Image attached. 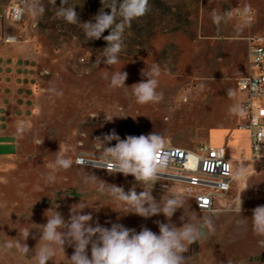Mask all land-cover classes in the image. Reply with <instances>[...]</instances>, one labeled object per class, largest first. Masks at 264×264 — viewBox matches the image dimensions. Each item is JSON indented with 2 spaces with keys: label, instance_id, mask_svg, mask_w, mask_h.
Segmentation results:
<instances>
[{
  "label": "rangeland",
  "instance_id": "374dc122",
  "mask_svg": "<svg viewBox=\"0 0 264 264\" xmlns=\"http://www.w3.org/2000/svg\"><path fill=\"white\" fill-rule=\"evenodd\" d=\"M14 1L0 0V6ZM40 2L46 9L43 17L25 9V41L0 43V129L16 142L14 156L0 157V264H36L32 256L42 235L38 229L52 214L48 210L56 208L68 220L70 208L80 202L88 204L83 213L92 215L93 226L121 223L137 232L147 226L159 233L155 221L168 222L162 213L145 219L118 212L125 208L122 202L100 192L98 183H84L87 174H94L125 192L134 186L137 193L143 191L131 175L73 164L57 171L54 182L46 179L60 147L69 159L81 152L99 153L96 138L103 139L112 130L121 139L156 132L164 137L165 146L185 150L223 146L235 159L233 172L244 166L247 174L240 179L233 175L232 189L214 217L215 233L192 244L184 255L190 257L188 264H264V238L253 233L250 219L252 210L264 205V165L237 160L247 155L248 140L237 129L241 115L230 112L242 99L236 81L247 71L248 39L264 36V0H149L148 14L125 31L123 50L113 66L95 64L107 47L103 38L86 40L82 25L65 23L56 18L48 0ZM60 2L56 0V7ZM69 5L81 24L95 22L93 17L102 8L111 11L101 0H69ZM246 7L250 11L245 12ZM228 11L231 17L226 22L213 23L214 13ZM109 33L110 29L102 37ZM154 64L161 68L157 92L163 98L138 104L131 86L146 81L142 72ZM119 70L128 73L127 88L110 87L112 74ZM228 88L236 91L234 98L227 97ZM18 121L27 126L22 135L16 133ZM37 139L43 144L38 146ZM115 144L113 140L106 146ZM12 153L0 141V156ZM167 187L165 194L162 187L153 186L156 201L180 194L185 211L199 224L198 218L207 213L195 210L181 185ZM240 195L241 214L236 211ZM184 209L172 217L177 227L182 226ZM26 229L30 234L23 242L30 253L25 256L15 244ZM8 243L13 247L6 248ZM73 252L67 245L65 254L57 249L47 264H69Z\"/></svg>",
  "mask_w": 264,
  "mask_h": 264
},
{
  "label": "clouds",
  "instance_id": "9594fccd",
  "mask_svg": "<svg viewBox=\"0 0 264 264\" xmlns=\"http://www.w3.org/2000/svg\"><path fill=\"white\" fill-rule=\"evenodd\" d=\"M48 3L55 10V16L67 24L82 25L86 40H99L103 38L107 42V47L103 49V55L95 61L96 65L102 62L106 66H113L119 61V53L124 47L125 31L132 26V22L144 17L150 11L149 0H101L106 8H110V14L102 8L100 12L93 17L92 21L81 24L74 6L69 5V0H61L60 6L56 7V0H48ZM65 5H69L65 7ZM25 9L32 11L34 16L43 17L46 12L44 5L40 0H23V6L17 11V19H20ZM250 11V7L245 8V12ZM231 17V12L223 14H213V23L220 26ZM110 29V33L102 37V34ZM14 41V38H10ZM102 58H104L102 60ZM46 74V73H45ZM161 74V68L154 64L146 73L142 75L147 77L146 81L135 83L131 86L132 94L138 104L157 103L163 98V93H158V79ZM128 73L121 70L114 72L110 78V87L127 88L125 81ZM244 85H249V80L245 78L241 81ZM251 91L256 95H264V89H261L256 82L250 83ZM62 95V93H57ZM236 91L228 88L227 97L234 98ZM245 108L236 104L230 108V112L235 115H243ZM108 120H111L107 117ZM27 126L22 121L17 122L16 133L22 135ZM99 140V156L94 160L85 159L83 155L79 156L75 163L86 166L91 163L94 168H104L109 174L121 173L124 176L131 175L135 181L143 188V191L137 193L135 186L128 192L123 187L110 185L100 180L94 174H87L84 177L85 184L98 183V190L106 192L110 199L122 202L125 208L122 212L125 214L134 213L145 219L152 216L163 214L167 223L155 221L159 228V233L153 232L147 226H141L139 232L135 228H128L121 223H111V227H105L98 222L95 226L90 223L93 220L92 215L84 214L83 210L89 207L87 203L80 202L70 208L69 219L65 220L63 215L55 209H50L51 215L47 216V223L40 225L38 229L42 235L34 250L32 259L36 264H47L53 260L56 250L65 254V246L74 249L73 254L68 258L69 264H188L190 257L184 254L189 252L190 246L199 242L201 239L211 236L215 233L214 217L218 215V210H214L209 201V196L200 204L197 202L202 212L207 213L201 222H194L184 209L185 200L180 194L168 195L159 202L152 195L153 186L161 180L166 169L169 166V160L164 155L165 140L164 137L156 132L147 135H128L121 139L115 130L105 134L103 139ZM115 140V146H106ZM261 140L264 141V133L261 134ZM36 144H43L44 140L37 139ZM257 151H261V144L256 146ZM74 161L66 158L60 150L56 153V158L49 165L51 172L47 175L48 182L55 181V173L60 170H68L73 166ZM247 174L244 166L237 167L233 175L240 179ZM222 189H228L229 184L220 185ZM165 194L169 192L167 185H162ZM239 206L236 209L241 214L242 200L238 197ZM184 209V215H181L182 226L177 227L172 223V217L178 209ZM47 211V212H48ZM116 211V210H115ZM253 215L250 218L252 231L257 237L264 238V205L255 207ZM188 217V221H185ZM31 229V228H30ZM30 229L21 233L20 239L16 241V249L25 256L30 253V249L23 241L27 240ZM36 238L35 236L33 237ZM37 246H39L37 248ZM13 244H6V248H12ZM90 252V254H89ZM231 264V261H227Z\"/></svg>",
  "mask_w": 264,
  "mask_h": 264
},
{
  "label": "built area",
  "instance_id": "2783aa9c",
  "mask_svg": "<svg viewBox=\"0 0 264 264\" xmlns=\"http://www.w3.org/2000/svg\"><path fill=\"white\" fill-rule=\"evenodd\" d=\"M22 6L23 0H15L7 6H0V43L13 45L25 41L26 28L23 20L25 11L23 16L17 19V11ZM10 38H14V41ZM247 63L246 74L237 79L236 89L242 95L239 104L245 108L241 115L243 121L237 129L247 135L248 152L237 160L264 165V141L261 140V134L264 133V95H256L250 88V83L256 82L264 89V36L248 39ZM245 78L249 80V85L241 83ZM258 144H261V151L256 150ZM81 155L85 159L94 160L99 153H78L72 158L75 166L108 172L104 168L92 167L91 163L85 167L75 163ZM164 155L169 160V166L156 185L158 187L170 183L181 185L185 194L192 200L195 210L200 213L205 212H202L199 203L203 204L211 196L209 201L211 207L219 210V205L230 193L233 182L235 159L229 156L226 149L220 145L210 144L197 146L193 150L166 146ZM223 183L229 184L228 189L220 187Z\"/></svg>",
  "mask_w": 264,
  "mask_h": 264
},
{
  "label": "crops",
  "instance_id": "0c3cea01",
  "mask_svg": "<svg viewBox=\"0 0 264 264\" xmlns=\"http://www.w3.org/2000/svg\"><path fill=\"white\" fill-rule=\"evenodd\" d=\"M0 141H2V143H5L7 147H10L13 149V153L12 154H8V155H3L0 156L2 158L5 157H12L15 155L16 153V142L14 140H12L9 136L4 134V131L0 129Z\"/></svg>",
  "mask_w": 264,
  "mask_h": 264
},
{
  "label": "snow or ice",
  "instance_id": "6c2138e0",
  "mask_svg": "<svg viewBox=\"0 0 264 264\" xmlns=\"http://www.w3.org/2000/svg\"><path fill=\"white\" fill-rule=\"evenodd\" d=\"M208 201H204V203H207Z\"/></svg>",
  "mask_w": 264,
  "mask_h": 264
}]
</instances>
